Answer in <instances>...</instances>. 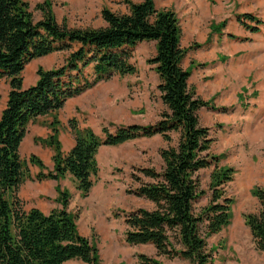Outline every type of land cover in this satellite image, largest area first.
<instances>
[{"label": "trees", "instance_id": "trees-1", "mask_svg": "<svg viewBox=\"0 0 264 264\" xmlns=\"http://www.w3.org/2000/svg\"><path fill=\"white\" fill-rule=\"evenodd\" d=\"M124 3L128 13L103 8L100 14L106 26L82 29L58 24L50 0L36 5L42 14L37 22L27 1L0 0V80L9 84L0 115V264H101L96 246L77 230L78 213L68 211L69 191L57 186L55 201L61 208L49 214L36 208L25 211L17 191L28 179L59 182L69 174L80 197L86 198L98 174L96 153L101 146H119L154 136L166 143L158 152L160 170L135 169L147 181L133 173L131 178L137 187L125 190L152 208L123 213L124 242L153 247L154 256L139 254L138 264H161V258L189 264L213 262L207 240L231 224L234 200L225 195L224 186L232 181L234 170L220 166V156L210 153L214 140L209 129L200 125L198 112L228 109L214 108L189 86L191 73L182 67L188 49L180 46L176 14L156 10L153 0ZM241 18L255 24L246 26L249 31L259 32L262 22L258 18L252 14ZM211 28L215 31L214 25ZM151 41L155 42V55L148 64L158 75L157 90L164 107L158 120L148 125L113 126V132L103 127L99 136L71 119L67 126L75 144L63 154L58 139L61 124L55 115L65 101L113 76L135 74L136 67L130 61L133 51L138 44ZM62 52L68 53L62 66L50 70L39 67L36 83L23 88L21 74L31 61ZM50 114V134L38 141L52 150L53 168L44 172L42 161L30 156V162L39 168L32 178L25 174L19 148L28 124ZM176 134L173 145L172 135ZM209 168L213 169L205 190L199 173ZM251 194L259 209L245 214L244 224L255 249L264 252V189L255 186ZM203 198L207 204L197 209Z\"/></svg>", "mask_w": 264, "mask_h": 264}, {"label": "rangeland", "instance_id": "rangeland-1", "mask_svg": "<svg viewBox=\"0 0 264 264\" xmlns=\"http://www.w3.org/2000/svg\"><path fill=\"white\" fill-rule=\"evenodd\" d=\"M25 1L29 4L34 22L39 21L42 14L35 7L44 0ZM124 1L50 0L58 24L82 29H99L102 25L100 12L103 8L114 13H124L128 10ZM128 1L134 3V0ZM166 1L169 0H164L163 3ZM175 1H179L177 8L173 3V8L167 10L176 14L183 28L182 47L188 49V52L182 67L191 73L189 86L199 98L208 101L214 108L228 109L226 112L210 109L198 112L200 125L209 129L214 140L210 153L220 156V166L234 170L232 181L224 186L225 195L234 200L232 220L226 229L207 240V250L213 258L211 264H264V252L255 249L243 218L245 214L256 213L259 209L257 200L251 194L252 189L255 186L264 189V0ZM188 5L192 6L193 13L185 11V6ZM243 14H252L263 21L258 27V33L246 28L255 24L241 18ZM196 21L198 30L192 33ZM212 25L215 31L211 30ZM154 51L153 42L141 43L133 51L130 61L136 67V73L128 77L131 82L128 97L129 122L149 123L154 120L152 111L160 109L161 113L164 110L159 101L154 67L148 64ZM67 55L65 52L55 53L45 59L31 61L21 74L23 87L28 86L39 67L45 70L58 68L64 64ZM8 91V80L1 79L0 109L6 103ZM58 113L59 111L55 116L59 121ZM52 116L40 117L33 124L47 127ZM60 124L62 128L63 125L61 122ZM29 136L31 138L22 148L20 146L19 154L24 162L25 174L33 178L38 168L29 159L30 156H35L33 148L37 145L46 146L38 141L42 138H36L30 133ZM172 136V144L175 145L178 135ZM129 142L131 143L120 148L121 162L112 172L97 174L94 178L95 188L91 189V194L86 198L80 197V193L75 191L74 183H64L63 189L69 191L71 196L68 211L78 213L77 230L96 246L101 264H138L137 255L155 254L150 245L128 246L124 242L123 213L150 208L148 202L126 194L125 190L137 187L131 178L133 173L144 179L135 169L149 167L160 170L162 163L158 150L166 146V143L161 137ZM212 169L199 173L205 190ZM31 181L35 180L28 179L23 183ZM58 186L60 187L59 184ZM46 201L50 200L43 197L40 202L42 204ZM34 202L29 201L27 205H35ZM206 204L207 199L203 198L196 204V208ZM43 208L45 211H52L48 204ZM60 208L61 206L57 209ZM160 261L161 264H189L181 259L161 258Z\"/></svg>", "mask_w": 264, "mask_h": 264}, {"label": "crops", "instance_id": "crops-1", "mask_svg": "<svg viewBox=\"0 0 264 264\" xmlns=\"http://www.w3.org/2000/svg\"><path fill=\"white\" fill-rule=\"evenodd\" d=\"M163 1L164 0H153L154 7L156 10L173 8V3L176 5V8H177V4L179 2L175 0H169L163 3ZM139 2L140 0H134V3H139ZM262 6H263L262 8H264V5ZM175 11L177 14H179L178 10H175ZM185 11L189 13H193L192 6L191 5L185 6ZM263 12H264V9H263ZM126 13H128L127 9L124 13H118V14H126ZM100 17H101V14H100ZM191 19H193V16H191ZM101 20H102L101 21L102 25L100 28H103L106 26V24L103 21L102 17H101ZM259 20L263 23L261 19ZM178 23H179V27L181 30L180 46L182 47L183 28L181 27V22L178 21ZM196 30H198L197 21L194 22L192 31L191 30L189 31L193 33ZM143 43H149V42H143ZM154 55H155V51H154ZM46 57H42V59H45ZM154 75L157 78V85H158L159 84L158 75L155 72H154ZM128 77L129 75L127 77L126 76L124 77L113 76L110 80L99 82L93 88L88 89L87 91L80 94L79 96L67 99L65 101L63 107L59 110V113H58V119L63 125L58 135V139L61 144V152L63 154H67L75 144L74 136L72 135L70 129L67 126L68 121L71 119L77 120L80 127L91 128L99 136H102L103 127H107L110 132H113L114 131L113 126L132 125V124L148 125V124H154L158 120L157 115L160 113V109L156 111L155 110L152 111L151 114L154 116V120L149 123H143L139 121L129 122L130 104H129L128 97H129V92H130L129 86L131 82L129 81ZM36 81H37V76L31 77V81L28 84V86L23 87V88H28L30 86H33L36 83ZM22 86H23V83H22ZM148 103L151 105L149 100H148ZM4 108H5V105L0 109V115ZM34 122H31L28 124L27 129H26V134L20 145L21 148L25 144V142L31 138L29 136V133L34 135L36 138L38 137L42 139H45L50 134V130L47 127L34 125L33 124ZM50 122H48V124ZM157 137H160V136H154L152 138H141V139L142 140H152L153 138H157ZM137 140H134V141H137ZM130 143L131 142H126L119 146H101L96 153V162H97L98 171H99L98 173H106V172L111 173L112 169L121 162L120 155L122 153V150H121L122 147ZM21 148L19 149L21 150ZM33 154L35 156H38L39 159L42 161L45 167L44 172L52 170L53 168L52 154L53 153L50 148L37 145L36 147L33 148ZM38 172H39V169L37 168L36 174ZM66 182L74 183V185H76L75 180L69 174H67L65 178L60 182H56L53 180L33 181V182L31 181L30 183L25 182L20 185L17 191V197L21 200L22 207L25 211H28L32 208H36L40 210L41 212H43L44 214H49L50 212L44 210L43 208L44 205L48 204V206L52 208V210L60 207L59 204L55 202V199L58 196L56 192V188L59 184L60 188L63 189L65 186L64 183ZM94 188L95 187H93L92 190ZM75 191L78 192L76 189ZM43 197H46L50 201H46V203L41 204L40 201L42 200ZM29 201H35L34 202L35 205H31V204L27 205ZM148 204L150 208H152V205L150 203ZM66 264H72V262H68Z\"/></svg>", "mask_w": 264, "mask_h": 264}]
</instances>
